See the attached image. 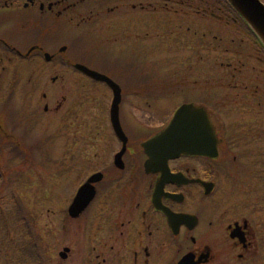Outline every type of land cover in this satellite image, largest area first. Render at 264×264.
<instances>
[{
	"label": "rangeland",
	"instance_id": "374dc122",
	"mask_svg": "<svg viewBox=\"0 0 264 264\" xmlns=\"http://www.w3.org/2000/svg\"><path fill=\"white\" fill-rule=\"evenodd\" d=\"M114 1L96 0L103 14L90 16V28L82 26L78 39L75 38L77 31H69L65 25L57 28L50 22L35 27L27 23L28 14L22 10L0 11L1 39L20 50L38 45L26 55H33L34 58L28 57L27 60L36 62L12 63V73L8 63L4 64L5 71L0 68V264H34V261L23 263L22 259L18 260L23 257L20 253L22 248L32 254V260L39 257L36 264H92L88 261L92 251L88 250L83 238V222L65 221L63 204L70 197L81 173L90 165H98L108 159L114 147L102 138V134L96 136L94 144L89 140L93 128L98 129L96 113L100 112L101 105L106 107L107 98L96 96V101H92L95 94L88 86L90 82L72 72L68 77L59 75L64 66L59 61H55L53 67L36 60L42 48L40 44L45 50L57 46L58 50H64L62 54L71 62L78 61L119 82L123 87L122 108L130 106L123 113L129 123L141 121L144 114L149 115L146 111L141 113L138 108L145 107L146 103L154 104L155 111L151 115L153 121L160 123L162 117L177 105L185 102L206 104L212 117L217 118L218 130L227 131L226 141L230 143L216 165L221 171L227 167L232 174H220V179L228 177V188L224 195L213 200L214 205L208 201L197 205L199 211L213 217L215 222L210 229L206 227L207 219L204 218L194 233V246L203 248L209 244L214 255L212 264H263L257 259L238 262L235 256L231 257V250L228 255L225 246L219 248L221 229L217 224L224 219L217 218L223 211L226 213L229 203L241 200V194L245 198L252 195L254 199L250 201L258 203L259 210H264V73L259 71L255 62L247 59L233 61L231 58L236 54L225 53L233 32L220 37L208 27L192 21L190 14L137 15V22L146 26L138 36H134L136 31L133 28L128 31L130 37L118 36L114 27L112 32L104 33L101 27L106 24L118 25L121 31L131 27L132 21L128 16L121 15L127 3ZM116 4L123 7L115 9ZM106 6L112 9L109 13L105 12ZM112 11H119L118 15ZM87 30L90 38L84 41L82 32ZM234 40H241L239 34ZM218 47L220 57L215 51ZM219 62L231 64L230 71L234 70L235 77L232 75L225 82L224 74L228 79L229 71L219 68ZM16 70H22L20 79L11 78ZM24 71L26 73L22 75ZM30 71L36 74L32 75ZM52 76H57L55 82L51 81ZM81 78L85 83L78 84L76 80ZM43 91L47 95L46 100L42 98ZM46 103L47 112L43 110ZM245 120L254 122L248 127H239ZM239 128L246 129L245 133H239ZM129 136L134 143L133 149L140 150L139 144L146 137L143 129L136 128ZM255 140L259 149L244 151L243 144H252ZM139 156L129 155L133 160H139ZM248 156L253 163H247ZM136 160L135 164L141 165ZM141 183L140 178L130 193L136 201ZM131 205L123 214L126 216H118V210L116 214L112 209L110 227L106 224L101 229L96 244L107 259L106 264H122L118 252L110 246L117 243L114 235L124 230L125 225L121 224L132 217ZM123 210L120 208V212ZM24 218L32 223L38 245L30 243L27 236L24 239L23 231L19 236L20 227L16 220ZM221 241H225L224 237ZM179 242L183 247L175 249L176 255L194 247L187 236L181 237ZM63 248H69V252L66 259L61 260L59 253Z\"/></svg>",
	"mask_w": 264,
	"mask_h": 264
},
{
	"label": "flooded vegetation",
	"instance_id": "af4514ba",
	"mask_svg": "<svg viewBox=\"0 0 264 264\" xmlns=\"http://www.w3.org/2000/svg\"><path fill=\"white\" fill-rule=\"evenodd\" d=\"M112 2L115 1L112 0ZM98 5L99 3H97L96 0H0V11L12 10L20 12V10H22L28 14L27 23L35 27L36 25L49 24L50 22L55 23L57 28H64L65 25L68 27L69 31H77L75 38L78 39V32L81 27H88L90 24V16L94 14H103L101 13L103 9H98ZM139 5L140 2L138 0L137 5L134 4L132 8L139 9ZM121 7L123 6H120V4L115 5V9H120ZM104 8L106 13L112 10L107 6ZM118 12L119 11H112L111 13L118 15ZM37 18H41V21ZM96 26L99 27L98 25ZM94 30H96V28H94ZM82 34L85 35L84 41L90 38L88 30L83 31ZM2 42L7 41L1 39L0 44ZM57 44L58 46L60 45L59 43ZM9 46L12 50V44L9 43ZM31 50L32 49L27 48L25 49V53L30 54ZM43 50L44 49H41V52H43ZM47 51L50 52L54 61L58 60L60 63H65L66 59L70 61L68 56L62 54L64 52L63 49L56 50L53 48ZM59 75L67 76V72L62 70ZM117 83L120 85L119 82ZM94 87L95 90H101V93L105 96L106 93H108V89L103 84L95 82ZM105 106L106 107L101 105L102 108L100 112L96 113L98 124L100 125V132L99 125L97 130H95L96 127L93 128L92 137L90 138L92 144L97 142V135L99 136L102 134V138H106L107 141H110V137L112 136L108 105L105 104ZM127 107L130 106L128 105L125 108H122V105L120 106L119 118L121 128L130 140V132L135 131L136 128L141 127L145 132L146 137L142 142L153 137L163 129L165 125L164 119L162 123L153 121L151 115L153 114V104L146 103L145 107L137 106L141 113L146 111L149 115L144 114L145 117L142 116L140 118L141 121H133L132 123H129L128 117L123 115ZM215 131L219 139L218 157L216 159L208 157L200 158L192 155L180 156L168 162L170 171L174 174L181 173L186 179H200L203 182L214 181L210 178L213 172V175L219 174L220 172L232 174V170L229 171L227 167L222 168L223 165H221L223 169L221 171L218 169L219 166L216 165L219 164L218 161L221 156H223L226 149H229L230 143L226 141L227 131L223 130L220 132L216 125ZM132 145L131 143V145L128 146L127 152L121 156L122 168L114 166V155L116 153L109 155L108 159L102 160L98 165L93 164L90 167L92 170L91 173L101 174V179L94 185L95 196L90 206L79 218L75 219V221L83 222V231L85 234V236H83L84 242L88 245V250L92 251L89 253L91 255L88 261L92 264H106L107 259L104 258L102 252L100 253L98 245L96 244L99 240L101 229L102 227L104 229L106 224L110 227L109 216L112 209L116 214L118 210V216H121L125 214L129 208L128 205H131L132 202L130 206V209H133L132 217L129 218L125 224H121L123 226L125 225L124 230L118 233V235H114L117 243L116 245L112 243V246H110L112 250L115 248V251L118 252L117 255L119 256L120 263L177 264L184 255L192 254L194 261H199L200 257L204 256L200 264H212L211 262L214 259V255L210 245L206 244L203 248L195 247L194 244L196 239L194 233L199 230L198 228L201 222H204L205 219H207L205 224L207 225L206 227L212 229L215 219L208 216L207 213L204 214L203 211H199L198 207L193 205L195 204L194 202L197 201L198 205L204 204L205 201L211 204L213 202L211 197L216 190V182L214 181L213 191L208 195H205L200 184L195 182H190L189 184L174 183L173 185L168 184L164 186L165 192L181 197V199L172 200L163 196L161 198L162 205L167 207L174 214H186L196 218V223H190L189 227L187 225L177 224V230L175 232L174 229L173 233L163 212L155 209L152 205L153 191L160 174L146 173L144 169L146 157L142 150L141 153L140 150L136 151V149L131 151ZM230 153L229 156L231 155ZM137 154L140 155L138 157L139 160H133L129 157V155H131V157L132 155L137 157ZM95 155L96 154H94V157L96 159L97 156ZM135 160L139 161L141 165H136ZM235 160L236 159H234V161ZM199 161L202 163H198ZM247 163H253L252 158L249 156L247 158ZM197 169L202 176L196 174ZM140 178L142 179L141 187L138 192L140 195L136 201L132 198L133 194L130 196V193L134 189L133 185H138ZM252 199L254 198H243L238 200L235 204L229 203L230 207L226 209V213L223 211L224 213L221 216L219 214L217 219H224V221L217 224L221 229L218 236L220 238L218 239V247L221 248V245L225 246L228 255L231 250V257L235 256L238 262L247 263L248 261L257 259L258 263L264 264V210H259L257 208L259 204H253V202L250 201ZM122 207L124 210L120 212V208ZM262 207H264V203ZM115 232L116 231H114V233ZM222 233L225 241L230 244L229 246L225 241H221V239L223 240ZM184 236H187V240L190 241L194 247L188 248L181 255H174V249H178V247L182 248V245L178 244V241ZM208 243H210V241Z\"/></svg>",
	"mask_w": 264,
	"mask_h": 264
},
{
	"label": "water",
	"instance_id": "95a60500",
	"mask_svg": "<svg viewBox=\"0 0 264 264\" xmlns=\"http://www.w3.org/2000/svg\"><path fill=\"white\" fill-rule=\"evenodd\" d=\"M230 2L264 41V7L259 1L230 0ZM80 69L94 79L107 81L95 73ZM116 95L114 103L118 102ZM215 146L216 140L209 125L207 113L200 107L184 105L176 112L169 130L157 142L150 144L149 150L152 152L153 150L158 151L150 154L154 160L149 164V170H155L157 160H160L162 155L165 156L162 162L171 157V154L174 157L179 154L215 156L213 154L216 149ZM85 205L86 202L80 204L79 210Z\"/></svg>",
	"mask_w": 264,
	"mask_h": 264
},
{
	"label": "trees",
	"instance_id": "16d2710c",
	"mask_svg": "<svg viewBox=\"0 0 264 264\" xmlns=\"http://www.w3.org/2000/svg\"><path fill=\"white\" fill-rule=\"evenodd\" d=\"M262 1L264 2V0ZM180 11L192 12L199 15H209L222 22L224 25L235 26L239 29L238 31L247 35L251 40H256L244 21L239 17L227 0H174V13H179ZM241 40L243 41L244 39L241 38ZM239 42L241 41L238 40L236 42L234 39L229 41L228 44H226V51H230L229 54L231 55L232 51L239 48ZM254 52L257 56L264 58V51L261 47L259 48L255 45Z\"/></svg>",
	"mask_w": 264,
	"mask_h": 264
},
{
	"label": "bare ground",
	"instance_id": "6f19581e",
	"mask_svg": "<svg viewBox=\"0 0 264 264\" xmlns=\"http://www.w3.org/2000/svg\"><path fill=\"white\" fill-rule=\"evenodd\" d=\"M103 25V24H102ZM113 27H114V29H115V31L118 33V36L120 35V36H127V37H130V35H129V32L128 31H126V30H124V31H120V30H118V28L117 27H119L118 25H113ZM101 30L104 32V33H107V32H112V27L110 26V25H104V26H102L101 27ZM99 31V30H98ZM100 32V31H99ZM132 38V37H131ZM1 40V39H0ZM198 202V201H197ZM197 202H194L195 204L193 205V206H195V207H197V205H198V203ZM215 204V202H212V205H214ZM191 206V205H190ZM192 207V206H191ZM193 256V255H192ZM202 257H204V256H201L200 257V259H203ZM194 264H197V262H195Z\"/></svg>",
	"mask_w": 264,
	"mask_h": 264
}]
</instances>
